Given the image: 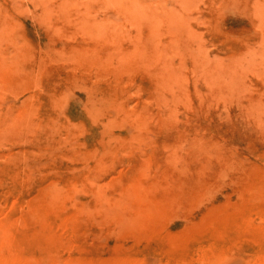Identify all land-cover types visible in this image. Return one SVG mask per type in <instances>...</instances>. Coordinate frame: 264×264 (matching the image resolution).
<instances>
[{
	"label": "rangeland",
	"instance_id": "1",
	"mask_svg": "<svg viewBox=\"0 0 264 264\" xmlns=\"http://www.w3.org/2000/svg\"><path fill=\"white\" fill-rule=\"evenodd\" d=\"M0 264H264V0H0Z\"/></svg>",
	"mask_w": 264,
	"mask_h": 264
}]
</instances>
